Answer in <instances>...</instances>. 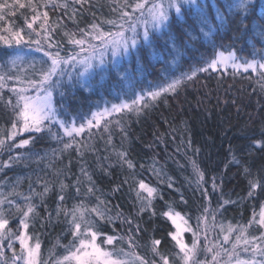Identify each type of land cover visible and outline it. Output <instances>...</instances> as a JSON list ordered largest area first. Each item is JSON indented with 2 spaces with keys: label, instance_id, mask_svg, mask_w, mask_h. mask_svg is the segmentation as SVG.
Returning <instances> with one entry per match:
<instances>
[{
  "label": "trees",
  "instance_id": "trees-1",
  "mask_svg": "<svg viewBox=\"0 0 264 264\" xmlns=\"http://www.w3.org/2000/svg\"><path fill=\"white\" fill-rule=\"evenodd\" d=\"M20 2L29 5V0ZM133 2L129 0V3ZM55 3H67L68 7L53 8L48 0H33L32 5L20 8L15 0H0V4L7 5L0 9V16H3L0 36L12 40V33L22 30L25 40L19 46L13 42L11 48L0 41V75H5V86L0 89V138L10 135L11 124L15 120L12 106L7 103L9 98L13 104L16 102V93L12 89H28L26 95L35 94L29 81L39 79V70L50 63L45 52L59 51L62 57L79 53L80 47L69 42L72 34L74 39L99 43L80 31L91 32L90 25L93 23L99 24L105 32L119 30L105 23L119 18V11H112L118 9L115 0H87L83 5L73 3V0H55ZM45 4L48 6L45 7ZM259 5L260 0H256L254 14L257 17L262 11ZM32 7L36 8V13ZM44 11L48 12L47 33L40 28L44 23L42 16L32 21L34 14ZM29 23L36 31L27 27ZM237 23L226 25L214 39L218 45L227 47L231 44L243 49L244 55H249L251 49L245 38L234 43ZM37 39H40L39 46L31 43ZM37 47H42L43 51H38ZM196 47L200 52L211 54L206 42L197 41ZM17 51L26 54L25 59L13 67L10 61ZM162 51L163 44L159 42L155 55H160ZM191 55L189 51L188 56L180 61L179 71H175V66L171 64L172 55L164 52L169 67L176 75L189 70L194 63L189 58ZM196 57L198 60L199 53H196ZM142 61L143 73L140 72L141 65L134 58H125L120 67L121 70L128 69L131 64L129 70L147 88L150 82L155 84L158 78L162 79L159 73L162 64L153 59L148 50L142 53ZM152 64H155V69L150 66ZM106 67L108 71L98 70L90 89L78 86L70 89L65 85L63 107L57 103L60 119L68 122L75 119L79 126L85 118H91L93 112L110 107L111 103H120L121 99L131 98V93L124 95L117 86L115 69L111 65ZM77 70L82 69L78 67ZM232 72L229 68L222 78L211 70L210 74L200 73L195 81L184 85L175 95L162 96L139 116L131 112L114 114L104 119L98 129L93 127L91 136L87 129L78 136L74 135L75 143L66 150L64 145L72 142L73 137L66 136L63 129L55 124L52 130L62 139L53 138L47 132H20L15 140H7L6 146L0 149V197H7V200L21 206L25 204L24 197H32L35 212L27 221L28 233L32 236L31 243L39 239L41 244L40 264H57V261L74 264L63 261V257L72 249L70 213L74 208L83 212L84 221L87 222H82V231L90 227L102 234L97 240L102 247L107 250L122 248L129 254L127 239L131 238L134 251L149 262L160 260L152 252V240L159 239L160 254L168 256L170 264H182L176 255L179 253L176 242L169 235L174 232V226L164 215L169 210L183 216L193 230L206 222L209 226L218 224L223 229L232 226L235 231L231 236H237L241 227L252 222L247 227L246 236L250 242L252 236L264 232L256 224L264 208V192L257 189L252 197L248 196L249 181L257 175L264 180V152L252 144L264 132V80H260L251 70L248 73L241 70L235 76ZM9 76L12 79H8ZM139 90L140 85H137L136 91ZM59 91L54 93L57 102L62 99ZM117 119L123 131L115 123ZM107 121L112 123L105 131ZM17 127H20V122H17ZM30 137L34 139L24 148L10 147ZM77 145L80 146L79 150ZM119 152H127V159L134 163V169H129L119 160ZM233 155L240 160V164L230 162ZM82 168L91 176V181L81 171ZM244 168H248L251 175L246 174ZM196 169L203 173L202 181ZM140 180L157 190L150 207L142 213V201L137 198ZM62 183L67 186L63 192ZM45 185L49 191L41 198L37 194L43 193ZM89 187L93 188V193H88ZM76 188H79V192ZM61 194L64 195L63 201L58 199ZM146 195L141 191V196ZM225 200L235 203L224 204ZM4 208L10 209L5 211L9 228L14 233L22 232L23 228L19 225L21 215L16 212L15 205H9L6 201ZM92 208H97L105 218L97 216L91 211ZM66 212L69 215H65ZM79 214L77 212L78 218ZM204 216L208 217L207 221L202 219ZM128 220L131 224L126 222ZM108 235L122 239H117L114 246L103 244ZM256 242L264 244V241ZM4 243H12L19 254V241L14 237ZM5 251L9 261L12 250ZM240 257L249 259L251 255L245 252ZM0 264H3L2 260Z\"/></svg>",
  "mask_w": 264,
  "mask_h": 264
},
{
  "label": "snow or ice",
  "instance_id": "snow-or-ice-1",
  "mask_svg": "<svg viewBox=\"0 0 264 264\" xmlns=\"http://www.w3.org/2000/svg\"><path fill=\"white\" fill-rule=\"evenodd\" d=\"M87 0H73V3L83 5ZM118 5V9L114 8L112 11H119L118 20H107L105 23L117 27L119 30L116 32H105L99 24L93 23L90 25L91 32H85L81 29L85 36H92L93 39L100 41V45H94L85 39H74L69 36V42L80 47V52L71 56L62 57L60 52L55 53L45 52V55L49 58L50 63H47L46 67H42L37 73L39 79L29 81L31 88L35 89L34 95H26L28 89H12L16 93V102L12 103L9 98L7 103L12 106V110L15 116V120L11 124V133L4 138H0V149L6 146L7 140H15L20 132L25 133H44L47 132L53 138L62 139L52 130V125L55 124L59 128L63 129L64 134L68 137H73V141L64 145V149H69L75 143L74 135H80L88 130L89 136H91V130L93 127L99 128L100 122L105 117L112 116L114 114L131 112L139 116L144 109L152 106V103L158 101L162 96L167 94L175 95L177 91L189 82H193L197 79L200 73L216 72L218 77L222 78L223 73H227L228 69L233 70L232 75L235 76L241 70L244 73H248L250 70L256 73L260 80H264V0H260V8L262 11L258 17L254 14L256 6V0H134L133 3H129V0H115ZM33 0H29V5L21 3L20 0H15V4L20 8L32 5ZM48 4H51L53 8L61 7L67 9L68 4L64 3L58 5L55 0H48ZM45 4V7L48 6ZM7 7V5L0 4V9ZM130 9V10H129ZM32 11L36 13V8L32 7ZM136 13H139L136 16ZM44 18V23L40 25V28L47 33L48 28V12L34 14L32 21ZM3 16H0V20ZM236 24L237 35L234 38L236 40L241 38L246 39V43L251 49L249 55L243 54V49L228 45L225 47L223 44H217L214 37L229 23ZM32 31V23L27 25ZM142 29V30H141ZM54 30V29H53ZM11 32V29H8ZM39 36L40 33H37ZM68 36V33H65ZM12 40H9L5 36H0V41H3L9 48L13 46V42L16 46L25 43L22 30L12 33ZM206 42L211 48V54L206 52H200L196 47V42ZM159 42L163 44V51L160 55H155L157 45ZM31 43L40 45V39L31 41ZM88 44L85 48L84 45ZM97 48H102L99 55H96ZM38 51H43L42 47H37ZM148 50L149 54L153 56L158 63L162 64L159 69L160 76L155 84L149 83V86L145 88L141 81L137 80L134 73L129 69L132 67L129 64L128 69L121 70V63L125 58H134L135 61L141 65L140 72L143 73L144 66L142 61V53ZM189 51L192 55L189 57L194 63L189 67L188 71H180L179 75L175 74V71H179L181 64L180 61L185 56H188ZM164 52L172 55L173 59L171 64L175 66V71L172 67H169V63ZM238 52L240 54H238ZM80 53H89L88 55L81 56ZM196 53H199L197 60ZM111 56L110 60H105V55ZM26 54H22L17 51L11 58V64L15 67L18 63H22ZM46 63V62H45ZM106 65H111L115 69L116 76L118 77L116 84L121 88L124 95L131 93L130 99H121L120 103H111V106H105L102 110H98L91 114V118H85L83 123L77 126L75 119L68 122L60 119L57 103L60 107H63V98L66 96L65 85H68L70 89H74L77 86L80 88L91 87L92 80L95 79L99 71H108ZM34 67V65H30ZM155 69V64L150 65ZM82 70H77V68ZM71 69V71L69 70ZM12 79L11 76L7 77ZM5 81V75H0V89H2ZM140 85V90L136 91V86ZM264 87V86H262ZM127 91H124V89ZM59 91V95L62 98L57 102L54 100V93ZM119 95V94H118ZM166 102V101H165ZM17 122H20V127H17ZM95 122V123H94ZM112 121L105 123L104 130L108 131V126ZM117 126L123 131V126L117 119L115 121ZM34 137L27 139H21L18 143L11 145L10 147L24 148L28 146ZM110 139V137H109ZM259 151L264 152V132L258 139L252 141ZM77 145V150H79ZM127 152H119L117 156L120 161L127 165L129 169H134V163L127 159ZM231 163L240 164V160L233 155ZM81 171L91 181V176L84 171ZM199 175V180H203V173L196 169ZM246 174L251 175L248 168H244ZM79 183V181H77ZM67 186L61 184V192ZM171 187V184H169ZM216 188L215 177L213 178V189ZM137 198L142 201L140 212L142 213L146 208L150 207L151 199L157 193V190L150 187L143 180L138 182ZM248 196L252 197L257 189L264 192V180L259 175L253 180L249 181ZM49 191V187L45 185L43 193H38L41 198ZM79 192V188H76ZM88 193H93V188L87 189ZM141 191L147 193L146 196H141ZM206 191V190H205ZM60 201L64 200V195H59ZM9 205H15L16 212L20 213L21 219L19 225L22 226L23 231L13 232L9 228V219L5 216V202ZM25 204L21 206L16 204L15 201L7 200V197H0V260L7 264L5 259V250L11 249V264H40V248L41 244L39 239L35 243H31L32 236L29 235V223L27 222L30 216L35 212V206L32 204V197H24ZM103 203V202H101ZM235 203L234 201L225 200L224 204ZM92 212L96 213L101 219H104V215L92 208ZM207 211V209H205ZM79 212V218L77 216ZM59 215V211L57 213ZM65 215H69L68 212ZM71 230L73 235L72 249L69 250L68 255L63 257V261L74 262V264H130V261L123 257H128V253L124 250L116 249L113 247L111 250H107L97 243V240L101 233L93 231L90 227H85L81 230L82 222L84 221V214L79 208H74L71 213ZM173 224H176L177 232L170 233L171 238L176 242L179 248L180 261L183 264H221L218 258L222 253L227 254L228 260L224 264H231L232 257L235 248L240 244L241 238L244 245H249L250 240L246 238L247 227L243 226L240 229V234L236 236V243L232 245L233 252L229 253L228 249L220 245L219 251H213L212 247L206 249L207 252L212 253L211 261L201 260L198 255L199 250V236L196 231L191 228H181L177 223V218L181 220L179 213H174L172 210L164 213ZM201 218H198L200 220ZM204 221H207L208 217H202ZM213 221L215 215L212 216ZM255 219V217H254ZM131 224V221H126ZM185 223H187L185 221ZM259 228L264 229V208H262L259 214V220L256 221ZM139 226L137 225V230ZM223 231V227H221ZM184 231H192L193 242L191 245L184 242L182 235ZM235 231V228L229 226L227 229L228 234L224 235V242H228L231 233ZM19 241L20 251L17 254L16 249L12 243L5 245L6 240L13 238ZM117 239H122L116 236L108 235L106 239L102 241L103 244L114 246ZM256 241H264V232H261L259 236L251 237V249L245 247L244 252L251 251V257L247 260L236 259L235 264H264V244L257 243ZM128 243L131 245L132 241L129 238ZM161 241L159 239L152 240V252L160 257L161 264H170L169 257L162 255L159 252V245ZM134 255V254H133ZM140 264H149V261L143 257L136 256ZM57 264H61L57 261ZM151 264H156L152 261Z\"/></svg>",
  "mask_w": 264,
  "mask_h": 264
},
{
  "label": "rangeland",
  "instance_id": "rangeland-1",
  "mask_svg": "<svg viewBox=\"0 0 264 264\" xmlns=\"http://www.w3.org/2000/svg\"><path fill=\"white\" fill-rule=\"evenodd\" d=\"M138 15H139V13L136 16H138ZM100 43L101 42L99 41V43H92V44L100 45ZM84 47L87 48L88 44L86 43ZM102 50H103L102 48H97L96 55L98 56L100 51H102ZM80 54H81V56H83V55H88L89 53H80ZM109 57H111V56L106 54L105 55V60H107ZM106 118H108V117H105L104 119H106ZM103 120H101V122ZM73 135H75V134H73ZM180 217H183V216L180 215ZM171 222H172V220H171ZM177 223L180 224L181 228H185V229L189 228L187 223H185L184 217H183L182 220L180 218H177ZM172 224H173V222H172ZM172 226H174V232L173 233L177 232L176 224H173ZM193 231H196L198 236H199L200 244H199L198 255H199V258L201 260H205L206 259L207 261H211L212 253H209V252L206 251V249L208 247H212L213 251L215 252V251H219L220 250V247H219L220 245H223L224 248L228 249L229 253L233 252L232 245L234 243H236V240H235L236 236H231L230 235L229 241L225 243L224 240H223V237H224V235L228 234V232H227V229H223V231H222L220 225L216 224V225H213V226H209L206 222H203L202 225L198 226V228L193 230ZM182 238H183L185 243L191 245L192 242H193L192 231H184L183 235H182ZM128 241H129V239H127V242ZM129 246H130V248H129L130 251H128L129 255H128V257H126V259H128L130 261V264H140L139 260L136 259V256H138V254H137L136 251H134L133 245L129 244ZM176 247H178V246H176ZM245 247H248L249 249H251V242L249 243V245H244L243 240L241 239L240 244L234 250V254H233V257H232L231 264H235V260L236 259L247 260L245 258H241L240 257L241 253H245L243 251V249ZM246 254H250L251 255V251L247 252ZM5 259H6V255H5ZM218 259L220 260L221 264H224V262L228 260V256H227V254L222 253L221 257L218 258ZM2 262L4 264V261H2ZM7 264H11V259H9V261L7 260ZM149 264H151V262H149ZM156 264H161V261L157 260ZM182 264H183V262H182Z\"/></svg>",
  "mask_w": 264,
  "mask_h": 264
}]
</instances>
